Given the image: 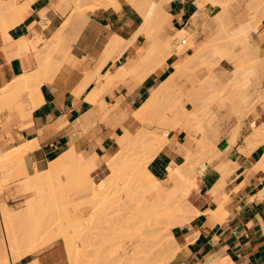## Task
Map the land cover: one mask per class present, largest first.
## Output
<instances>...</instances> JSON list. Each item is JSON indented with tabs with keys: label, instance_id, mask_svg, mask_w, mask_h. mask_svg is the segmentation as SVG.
I'll return each instance as SVG.
<instances>
[{
	"label": "bare ground",
	"instance_id": "6f19581e",
	"mask_svg": "<svg viewBox=\"0 0 264 264\" xmlns=\"http://www.w3.org/2000/svg\"><path fill=\"white\" fill-rule=\"evenodd\" d=\"M127 1L143 16V23L141 22V26L129 40L117 36L111 38L105 44V54H101L103 58L100 63L118 56L123 46L132 43L138 33L144 34L145 41L126 64L122 63V66L117 67L118 70L116 68L117 71L108 72L101 78L105 79V83L101 85L99 92L89 96L92 102L97 101L108 83L125 79L132 73L143 78L156 71L172 53L185 52L193 43L201 18L213 19L217 30L207 40H203L200 47L183 60L156 91L133 110L121 126L123 132L117 136L118 146L109 160L100 162L95 152L85 161L79 162L76 150L68 148V151L50 161L46 167L35 164L32 168H27L24 155L36 149V137L34 140L22 139L14 147L0 151V164L3 163L0 165V189L7 175L13 174V177L20 174L25 191L31 192L24 204L18 208H12L5 201L0 202V264H13L22 255L39 250L61 238L67 246L65 248L71 260L69 264H98L104 261L108 256L99 261L100 257L96 258L97 255L94 259L88 258V252L85 251L91 245L93 249V246H97L95 243L99 244L101 240H107L106 243L103 241L105 244L111 242L112 247L108 242L111 247V250L108 248L110 258L111 255L117 258L116 254H119V258L115 259L116 264H172V258L180 250V243L173 229L184 225L196 213H201L199 205L208 196L201 193L205 180L214 193L225 182L226 174L233 167L229 166L231 163L216 162L222 155L220 142L224 138L234 144L245 140L249 151L264 144V54L249 38V33L256 30L264 18V0H197L196 11L187 24L178 29H173L171 25V14L168 10L170 0ZM232 2L245 5V10L244 18L239 19L235 27L229 28L233 20V9L230 7ZM109 5L118 8V0H71L64 2L62 9H70L71 13L77 12L83 18L86 9L94 10L96 7ZM84 17L88 18L85 15ZM68 23L67 18L41 48L36 47L38 67L23 71L0 89V108L9 109L13 106L25 114L38 105V99L42 100L41 84L47 79L51 80L69 56L70 47H64L70 43L65 31ZM203 26L200 25V28ZM75 35L74 31V38ZM27 41L21 42L22 47H28ZM223 59L229 61L233 68L222 74H215L213 68ZM77 69L83 76L80 82L77 81L79 86L74 85L78 88L71 89L74 93L84 89L94 76L80 62ZM184 78L191 81L188 90L182 87ZM252 89L258 95L254 94L250 99ZM254 98L258 99V104L263 108L261 114L248 109L251 107L247 108V104L249 106ZM254 104L259 109L257 102ZM98 105L101 111L109 108L103 101ZM232 114L237 119L235 124L225 135L220 136L222 125ZM168 128L175 132L184 130L186 134L193 132L195 143L190 144L186 140L176 143L167 134ZM175 144L176 149L173 147ZM160 150H165L172 156L181 153L184 157L181 163L170 166L164 179L157 178L148 169V163ZM243 150L246 151L242 148ZM260 165L264 167V156ZM4 168L10 170V174ZM76 187L77 189H73ZM75 190L80 199L77 204L71 201L74 198L71 197V191ZM221 190L223 191V187ZM221 190L215 197L222 195ZM114 201H118L115 202L117 210L123 208L122 211H126L124 216L118 214L121 210L114 208L115 205L111 203ZM110 204L112 207H109ZM83 205L91 206L90 213L84 215L80 210L78 215H73V211L77 207L81 209ZM108 208L115 209L116 212L110 211V216ZM116 213L125 218L117 216L116 219ZM225 213L219 212L215 219L223 220L222 214ZM118 222L119 225L121 222H124L121 224L125 227L127 225L128 229H124L122 225L119 228L128 230L127 235L124 231L120 234ZM109 229L111 232L108 234ZM129 229L134 235H138L133 237ZM116 233H119L120 238L130 237L127 241L123 237L125 242L121 243L118 236H115ZM118 241L120 243L116 244ZM83 242L90 245L87 247L85 244L83 248ZM101 244L98 247L101 248ZM224 258L218 257L211 264H235L226 260L227 257ZM108 260L109 257L107 262ZM112 260L109 261L114 263Z\"/></svg>",
	"mask_w": 264,
	"mask_h": 264
},
{
	"label": "crops",
	"instance_id": "0c3cea01",
	"mask_svg": "<svg viewBox=\"0 0 264 264\" xmlns=\"http://www.w3.org/2000/svg\"><path fill=\"white\" fill-rule=\"evenodd\" d=\"M68 1L71 0H0V89L23 71L38 67L37 48H41L67 18L69 20L65 31L70 43L64 45L66 48L70 47L69 56L51 80L47 79L41 84L42 100L38 99V105L24 115L11 106L6 117L13 115L12 118L5 123V127L0 126V151L22 139L34 140L36 137L38 149L36 147L24 155L27 168H32L35 164L46 167L50 161L68 151V148L76 150L79 162L85 161L95 152L100 162L109 160L118 146L117 136L123 132L121 126L133 110L153 94L182 61L200 47L203 40H207L217 30L216 23L204 24L196 31V34L201 32L203 37L198 39L195 34L192 45L185 52L172 53L156 71L143 78L132 73L125 79L108 83L104 93L101 92L97 101L92 102L89 96L99 92L101 85L105 83V79L101 78L108 72L117 71V67L133 58L144 43L145 36L138 33L132 43L123 46L118 56L108 58L101 64L105 44L114 36L131 39L143 23V16L127 0H118V8L109 5L96 7L94 10L86 9L84 15L88 18L84 15L82 18L77 12L71 13L70 9L63 10L64 2ZM195 1L197 2L170 0L168 10L173 29L187 24L197 9ZM75 14L80 18L75 20L79 17H75ZM243 18L239 10L234 9L229 28L235 27L237 21ZM77 20L79 23L76 24ZM80 23L84 25L80 26ZM249 38L264 52V18L257 29L249 33ZM25 40H28V49L22 47L21 42L26 43ZM224 61L227 60H221L213 68L215 74L229 70L222 65ZM79 62L87 72L94 73V76L84 89L77 92L79 94H75L71 89L78 88L83 76L77 69ZM67 64L69 65L66 66ZM102 101L109 105L106 111L98 109V104ZM16 113L25 118L15 115ZM236 120L234 114L230 115L221 127L220 136L225 135ZM78 125L83 127L79 128ZM168 135L176 143L185 140L190 144L195 143L193 136L189 132L186 134L184 130H171ZM227 140L228 138H224V143L220 142L222 155L216 162L231 163L229 166H233V169L229 167L231 172L229 170L225 182L216 192L212 193L210 186L205 183L201 193L208 196L199 205L201 213H196L184 225L173 229L180 243L174 264H211L218 257H227L226 260L235 264H264V167L260 165L264 156V144L249 151L243 140L235 144ZM176 146L175 144L173 147L176 149ZM242 148L246 151H242ZM183 160L181 153L172 156L167 151L160 150L148 163V169L157 178L164 179L170 166ZM220 190L222 195L215 197ZM219 212L226 213L222 214L223 220L217 221L219 219L215 218H218ZM62 241L51 242L39 250L24 254L13 264H69L71 260L65 248L67 246Z\"/></svg>",
	"mask_w": 264,
	"mask_h": 264
},
{
	"label": "rangeland",
	"instance_id": "374dc122",
	"mask_svg": "<svg viewBox=\"0 0 264 264\" xmlns=\"http://www.w3.org/2000/svg\"><path fill=\"white\" fill-rule=\"evenodd\" d=\"M230 7L234 10V9H238L239 10V12L244 16V12H243V10H245V5L244 6H240V5H238L237 3H235V2H232L231 4H230ZM134 8V7H133ZM200 20H203L202 21V23L200 24L201 26L202 25H204V23L206 24V23H210L211 25H212V23H216L213 19H208V20H206V19H204V18H201ZM198 25H199V23H198ZM200 25H199V28H197V30L198 29H201L200 28ZM217 27V26H216ZM203 37V34L201 33V32H198L197 34H196V38H198V39H201ZM262 53L264 54V52L262 51ZM222 65L223 66H225L226 68H228V69H232L233 68V66H232V64H230L228 61H224V62H222ZM182 87L184 88V90H188V89H190V85H191V81H190V79L189 78H184L183 80H182ZM190 86V87H189ZM253 90V89H252ZM252 97H250V99L251 98H253V96H254V94H257L258 95V92H255L254 93V90L252 91ZM256 96V95H255ZM257 97V96H256ZM258 98V97H257ZM253 100H256V101H253ZM251 101V100H250ZM255 102H257V104L256 105H258L257 107L259 108V109H256V106H255ZM255 106V107H254ZM248 107H251V109L250 108H248ZM247 108L249 109V110H253L254 111V113H262V111H263V108H262V106H261V104L259 103L258 104V99H252V101L249 103V106H248V104H247ZM262 109V110H261ZM256 110V111H255ZM261 110V111H260ZM259 111V112H258ZM8 113H10V111L8 110V107L6 108V107H4V108H0V126L3 128V127H5L6 125H5V123L6 122H8V120H10L11 118H12V116H10L9 118L8 117H6L7 116V114ZM17 113H18V111H17ZM15 114V115H18L19 117L21 116V114ZM3 114H5V115H3ZM24 115V114H23ZM21 118H25L24 116H21ZM169 131H171V128H168L167 129V134H169ZM190 133V132H189ZM193 133V132H192ZM192 133H190L192 136H193V138L192 139H194L195 140V137H194V135L192 134ZM244 142H245V144L247 145V146H249L248 145V143H246V141L245 140H243ZM14 144H12V145H10V146H8V147H6V148H4V149H7V148H10V147H14L13 146ZM249 148V147H248ZM77 158V157H76ZM1 164H3V163H1ZM0 164V165H1ZM16 168H17V166L15 167V170H16ZM4 170H6V168H4ZM14 170V171H15ZM6 172L8 173V174H10L9 172H10V170L8 171V170H6ZM5 172V173H6ZM4 173V175L6 176V174ZM13 174H11V176H12ZM19 175V176H18ZM17 176L16 175H14L13 177H11L10 175H7V179L4 181V183H3V186H2V188L0 189V202H2V201H6V203L7 204H9L12 208H18V207H20V206H22L23 204H24V200L26 199V197L28 196V195H30L31 194V192L29 191H25V185L22 183V180H21V177H22V175H20V174H18ZM10 176V177H9ZM9 177V178H8ZM18 177V178H17ZM11 178V179H10ZM10 179V180H9ZM14 179V180H13ZM7 180H8V182H7ZM6 182V183H5ZM19 182V183H18ZM11 183V184H10ZM21 183V184H20ZM205 183H207L208 184V182H206V180H205V182H204V184ZM203 184V185H204ZM209 185V184H208ZM118 185H116V187H117ZM121 186V185H120ZM123 186V185H122ZM121 186V187H122ZM73 189H77V187L76 188H73ZM72 189V190H73ZM77 190H75L74 192L73 191H71V193L73 194V196H71V197H74L73 198V200H71L72 202H76V204H77V201L78 200H80L79 198H78V194H76L77 192H76ZM76 192V193H75ZM120 192H122V191H120ZM123 193V192H122ZM71 194V195H72ZM77 196V197H76ZM110 197H111V195H110ZM121 199H123L122 197H121ZM117 200V199H116ZM112 201V200H111ZM115 202L116 201H114V202H111L112 204H113V206L115 205ZM118 202V201H117ZM116 202V203H117ZM73 205V204H72ZM111 205V204H110ZM119 206V205H118ZM82 207V206H81ZM109 207H112V205L111 206H109ZM73 208L75 209L76 208V206L74 207L73 206ZM115 209L116 208H118L116 205H115V207H114ZM120 208V207H119ZM90 209H91V206L90 205H83V207L80 209V208H76L74 211H73V215H76V213L78 212V211H80V210H82V212L84 213V215H88L89 213H90ZM115 209H112V210H114L115 211ZM108 210H109V212L111 211L112 212V210H111V208H108ZM117 210V209H116ZM120 210H121V213L119 212L118 214H120V215H123L124 216V212H126L125 210H124V212L122 211L123 210V208H120ZM120 210H117V211H120ZM109 213V215L111 214L112 215V213ZM116 212V211H115ZM122 212H123V214H122ZM87 213V214H86ZM114 214V213H113ZM117 213L115 214L116 216H115V218L116 219H118L117 218V216H119ZM77 215H78V213H77ZM110 215V216H111ZM113 217H114V215H113ZM119 218H125V217H120L119 216ZM114 219V218H113ZM115 220V219H114ZM121 220H123V219H121ZM116 221V220H115ZM121 223H124V222H121ZM120 223V225H119V222H118V225H117V228H118V230L120 231V234L122 233V231H124V229H128V227H127V225H126V227L123 225V224H121ZM124 226V229L122 230V229H119L120 228V226ZM121 228H123V227H121ZM98 229V228H97ZM96 229V231H98ZM106 229H107V227H106ZM130 230V229H129ZM93 231H95V229H93ZM108 231V234L111 232V230L109 229V230H107ZM119 231H117V232H119ZM126 231V230H125ZM124 231V233L127 235L128 233H127V231L125 232ZM99 232V231H98ZM116 232V231H115ZM130 232H131V230H130ZM96 233V232H95ZM95 233H94V235H95ZM131 233H133V232H131ZM99 234V233H98ZM105 234H107V232H105ZM119 234V233H118ZM118 234L116 233L115 234V236H118ZM101 235V234H100ZM99 235V236H100ZM122 235H124V234H122ZM121 235V236H122ZM129 235H130V233H129ZM133 235V237L134 236H136V235H138V234H135L134 235V233L132 234ZM131 235V236H132ZM114 236V237H115ZM124 237V236H123ZM123 237L122 238H120V236H118V240H121V243H124L125 241H123ZM128 237V238H127ZM129 237L130 236H126V238L124 237V239H126V241H127V239H129ZM100 238V237H99ZM101 239V238H100ZM115 239V238H114ZM117 239H116V241H117ZM58 240H60V241H62V238L61 239H58ZM57 241V240H56ZM90 241V240H89ZM96 241V240H95ZM100 240H98V242H99ZM104 241V240H103ZM102 240L99 242V244L98 243H95V244H97V246H93L94 248L92 249V245L90 246V247H88L89 245L88 244H86V246L88 247V248H90V249H88L87 248V250H85V251H87V252H85V254L87 253V257L88 258H91L92 257V259H94L95 258V256H96V258L97 257H100V258H98V260L100 261V260H103V259H105V257L106 256H108L109 257V260H112V258L113 257H115V258H113V260H112V262H114V263H111L109 260H108V262H107V258L108 257H106V261L104 260V261H98L99 263L98 264H109V263H111V264H116V260L115 259H118L119 257H118V255L119 254H116L117 255V258H116V256H113V255H111L112 257L110 258V255H109V249L111 250V242H107V244H105L106 243V241H104L103 242ZM115 241V240H114ZM123 241V242H122ZM63 242V241H62ZM87 242V241H86ZM92 242V241H91ZM105 244H103V243ZM87 243H90V242H87ZM103 244V246H101V248L100 247H98L100 244ZM116 244H119L120 242L118 241V243L117 242H115ZM114 243V244H115ZM51 244V243H50ZM83 244H84V242H83ZM83 244H81V246L83 247V246H85V244L83 245ZM92 244V243H91ZM95 244H93V245H95ZM101 244V245H102ZM111 246H109V245ZM108 245V246H107ZM80 246V248H82ZM102 247H103V249H102ZM105 247H106V249H105ZM84 248V247H83ZM109 248V249H108ZM92 249V250H91ZM102 249V250H101ZM89 250V251H88ZM104 250V251H103ZM95 251V252H94ZM99 251H102L101 253L99 252ZM92 252V253H91ZM106 252V253H105ZM109 252V253H108ZM98 253V254H97ZM119 253V252H118ZM102 254V255H101ZM107 254V255H106ZM111 254V253H110ZM178 254H179V252H178ZM99 255V256H98ZM102 256V257H101ZM175 259V257L174 258H172V260H171V262H172V264H174V262H173V260ZM104 262V263H103ZM86 263V262H85ZM84 263V264H85ZM117 264H119L118 262H117ZM122 264V263H121ZM123 264H125V263H123Z\"/></svg>",
	"mask_w": 264,
	"mask_h": 264
}]
</instances>
